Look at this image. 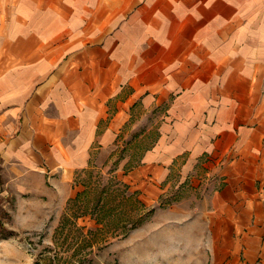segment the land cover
<instances>
[{"label": "crops", "instance_id": "0c3cea01", "mask_svg": "<svg viewBox=\"0 0 264 264\" xmlns=\"http://www.w3.org/2000/svg\"><path fill=\"white\" fill-rule=\"evenodd\" d=\"M136 130L123 180L191 186L207 264H264V0H0L3 190L64 202Z\"/></svg>", "mask_w": 264, "mask_h": 264}, {"label": "rangeland", "instance_id": "374dc122", "mask_svg": "<svg viewBox=\"0 0 264 264\" xmlns=\"http://www.w3.org/2000/svg\"><path fill=\"white\" fill-rule=\"evenodd\" d=\"M138 134H121L112 156L77 171L64 202L0 185V264H207L210 251L181 209L201 194L174 177L149 203L120 176L151 142Z\"/></svg>", "mask_w": 264, "mask_h": 264}, {"label": "trees", "instance_id": "16d2710c", "mask_svg": "<svg viewBox=\"0 0 264 264\" xmlns=\"http://www.w3.org/2000/svg\"><path fill=\"white\" fill-rule=\"evenodd\" d=\"M117 161H118V159H117L115 162H117ZM115 162H114V163H115ZM137 164H138V162H136V161H129L128 164H127V168H125L124 171H125V172L130 171V170H131L132 168H134ZM114 166H115V165H114ZM114 166H113V167H114ZM114 169H115V167H114V168H110V170H112V171H113ZM125 172H124V173H125ZM125 187H127V186H125ZM101 191H103V189H102Z\"/></svg>", "mask_w": 264, "mask_h": 264}]
</instances>
